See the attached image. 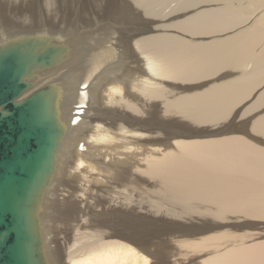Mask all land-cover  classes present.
Returning a JSON list of instances; mask_svg holds the SVG:
<instances>
[{
	"label": "bare ground",
	"instance_id": "bare-ground-1",
	"mask_svg": "<svg viewBox=\"0 0 264 264\" xmlns=\"http://www.w3.org/2000/svg\"><path fill=\"white\" fill-rule=\"evenodd\" d=\"M52 1L0 21L65 48L48 263L264 264V0Z\"/></svg>",
	"mask_w": 264,
	"mask_h": 264
},
{
	"label": "water",
	"instance_id": "water-1",
	"mask_svg": "<svg viewBox=\"0 0 264 264\" xmlns=\"http://www.w3.org/2000/svg\"><path fill=\"white\" fill-rule=\"evenodd\" d=\"M65 48L40 38L0 45V264H49L41 213L65 134L63 90L36 89V71L61 62Z\"/></svg>",
	"mask_w": 264,
	"mask_h": 264
},
{
	"label": "rangeland",
	"instance_id": "rangeland-1",
	"mask_svg": "<svg viewBox=\"0 0 264 264\" xmlns=\"http://www.w3.org/2000/svg\"><path fill=\"white\" fill-rule=\"evenodd\" d=\"M40 2L41 3L39 4L40 7H39L38 12H35L33 14V16H29L28 17L27 10L22 11L23 7L28 5L27 4L28 3V0H7V6H6V0H0V21H5V17H6V14L5 13H7V14H11L14 17L12 19H16L18 17H25L26 20L30 19L31 24H33L34 26H36L37 23H35L34 21L45 20L41 16L42 15L41 14V11L43 9L46 10L45 4H44L43 0H41ZM50 2L54 5L52 7V10L54 12L58 11L59 8L61 7V2L52 1V0H50ZM49 5H50V3H49ZM19 9H21V10L19 11ZM51 15H52V13H51ZM57 16H59V14L56 15V17ZM18 23H19V21H13L11 24L6 25V26L0 28V37L1 36H5V35L8 36L5 33L6 30H7V28H14V29H22V28H24L23 25H19ZM51 26H53L52 32H51V29L50 28H47V31L45 33L43 31H39V30L37 32H35V33H37V34L43 33V34H48V35H51V36H54V35L58 34L59 33V30H60V29H58V27L60 28L59 19L57 20L56 24H55V22H53V24ZM55 27H56V29H55ZM53 29H54L55 32L53 31ZM150 29H151V27L148 25V30H150ZM166 33H170V32H166ZM253 114H254V112L249 111L245 115V118L246 117H249V116H251ZM256 118H257V115H255L253 117V120H255Z\"/></svg>",
	"mask_w": 264,
	"mask_h": 264
}]
</instances>
